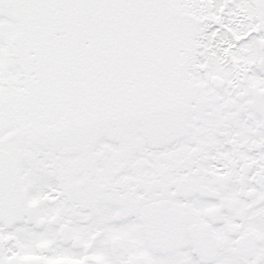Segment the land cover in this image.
<instances>
[{"label":"snow or ice","instance_id":"6c2138e0","mask_svg":"<svg viewBox=\"0 0 264 264\" xmlns=\"http://www.w3.org/2000/svg\"><path fill=\"white\" fill-rule=\"evenodd\" d=\"M0 264H264V0H0Z\"/></svg>","mask_w":264,"mask_h":264}]
</instances>
